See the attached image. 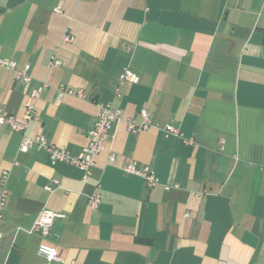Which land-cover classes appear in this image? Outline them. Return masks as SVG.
Listing matches in <instances>:
<instances>
[{"label":"crops","instance_id":"1","mask_svg":"<svg viewBox=\"0 0 264 264\" xmlns=\"http://www.w3.org/2000/svg\"><path fill=\"white\" fill-rule=\"evenodd\" d=\"M2 59L16 63L0 67L9 114L46 85L31 138L77 155L96 103L119 117L86 181L0 126V264H264V0H0ZM126 69L138 83L120 81ZM60 86L72 94L57 100ZM141 110L151 128L131 133ZM133 161L159 184L125 174ZM44 210L63 215L45 239L30 232ZM43 242L61 262L37 256Z\"/></svg>","mask_w":264,"mask_h":264},{"label":"built area","instance_id":"2","mask_svg":"<svg viewBox=\"0 0 264 264\" xmlns=\"http://www.w3.org/2000/svg\"><path fill=\"white\" fill-rule=\"evenodd\" d=\"M55 12L60 13L58 8ZM72 39L68 36L63 38V41L70 42ZM60 61L55 57H52L49 66H59ZM16 63L12 60L2 59L0 60V67L6 68L10 71L15 69ZM27 68L19 74V77L24 82H29L30 78L26 75ZM121 82H127L136 84L139 81V77L131 70H124L120 76ZM46 87L45 84L41 85L37 89L33 90L24 102L23 112L21 115L9 114L2 108H0V126H5L14 133L21 136L18 151L20 153H27L30 149L36 148L37 150H45L49 154V160L51 164L55 163H67L83 172V181H86L91 176V170L94 167L95 159L104 151L105 141L109 137L110 129L113 123L118 119L119 113L111 108L110 104L96 103L98 109L97 118L93 128L88 132V144L81 149L77 155H71L65 148L52 146L47 143L46 139L39 135L31 138L27 135V130L30 124L37 120L35 102L39 98L41 92ZM70 90H65L62 86L57 89V100H60L63 95H71ZM76 96L83 98L84 95L81 91L76 93ZM142 122L140 125H136L133 121L127 123V130L131 133H137L140 131H147L151 128V122L146 110L139 112ZM165 136H177L181 137L180 132L171 125H166L163 128ZM114 154L109 155V160H114ZM125 174L137 176L141 178L147 188H153L159 184V180L153 174L148 166H139L135 161L129 163L124 169ZM9 172L2 170L0 172V220L2 218V210L6 202L7 197V182ZM57 185V181H53ZM165 190L169 189V186L164 187ZM45 190L50 192L51 187L46 186ZM88 206L91 210H97L100 203V197L98 194H93L88 198ZM63 215L54 213L49 210H44L38 216L34 222L30 232L38 234L41 238H48L54 221L58 218H62ZM2 234L0 232V240ZM37 256L43 258L47 262L59 261L61 258L59 252L48 243H41L37 248Z\"/></svg>","mask_w":264,"mask_h":264}]
</instances>
